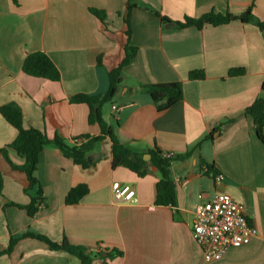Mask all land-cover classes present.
<instances>
[{
    "label": "crops",
    "instance_id": "0c3cea01",
    "mask_svg": "<svg viewBox=\"0 0 264 264\" xmlns=\"http://www.w3.org/2000/svg\"><path fill=\"white\" fill-rule=\"evenodd\" d=\"M174 26L163 24L149 10L130 13V44L138 48L134 62L124 68L111 104L101 107L103 119L123 144L145 153L157 147L164 153L184 155L172 164L176 205L156 206V183L161 174L150 165L139 177L126 167H113L112 142L98 143L88 169L75 165L54 145L40 154L37 178L45 204L34 217L25 209V173L14 170L1 150L12 144L17 130L0 114V252L18 239L0 264H83L65 251L22 238L27 231L56 243L90 250L118 249L122 257L108 264H264V142L244 111L264 96V34L254 23L232 21L220 26L180 29L176 22L214 12L238 16L252 7L253 17L264 22V0H138ZM128 0H0V107L15 103L23 113V126L42 131L53 140L101 135L98 123H89L86 104L71 97L105 95L109 73L125 56V18ZM90 9L103 11L105 23ZM45 52L61 73V81L34 78L22 70L28 54ZM231 69H244L230 77ZM203 70L204 80H190L191 71ZM180 82L183 100L159 113L141 84ZM118 107V112L113 110ZM116 115L115 120L113 117ZM226 120L220 130H216ZM214 131V140L196 144ZM18 166L22 159L7 149ZM214 165L223 176L215 183L199 167V159ZM90 162V161H89ZM179 179V181H176ZM136 188L138 202H117L118 185ZM85 184L89 193L78 204L67 205V193ZM215 193L239 203L258 231L251 241L231 247L223 258L204 263L192 235L194 213ZM36 195V189L30 191ZM108 258V253L103 254ZM99 259L92 264H101Z\"/></svg>",
    "mask_w": 264,
    "mask_h": 264
},
{
    "label": "trees",
    "instance_id": "16d2710c",
    "mask_svg": "<svg viewBox=\"0 0 264 264\" xmlns=\"http://www.w3.org/2000/svg\"><path fill=\"white\" fill-rule=\"evenodd\" d=\"M135 8H143L145 10L152 11L163 24L172 22L170 19L162 16L159 12H156L152 8L139 3L138 0H128V16L125 18V35L127 37L125 56L117 68L109 73V89L107 93L96 97L79 94L71 97L70 99L71 103L88 105L90 109L89 123H98L101 128V135H85L73 138L71 142H67L65 139L58 136L53 140H50L46 134L40 130L34 128H24L23 113L17 104L10 103L0 107L1 116L17 130V137L15 141L2 149L1 153L8 160L12 169L25 173L29 183L28 187L25 189V193L30 196V203L26 206L17 204L12 205L25 209L30 217H34L40 208L45 204L44 192L37 178L40 154L42 150L48 145H54L66 158L72 160L75 165L81 166L83 169H88L95 164L89 162V157L94 147L106 138H109L112 142L113 167H126L142 178L146 176L147 168L150 165L154 166L161 174L160 180L156 183L155 205L175 207L176 184L172 177L171 167L175 162L187 160L191 153H186L184 155H170L169 153H164L155 147L154 149L147 151L146 154L151 156L150 162H147L143 159V155L145 153L135 152L129 145L123 144L119 141L113 127L103 119L101 114V107L113 102L122 81L124 68L132 64L137 55L138 48L130 44L132 36L130 13ZM90 11L102 23H105L106 14L103 11L96 9H90ZM237 20L242 23H254L259 26L262 31L264 29V22L261 23L253 17L252 7L242 15L238 16L229 13L222 15L211 12L200 18L186 17L182 22H176L175 24L180 29L190 27L203 29V27L207 24L220 26ZM22 70L25 74L34 78L46 79L53 82L61 81V73L59 69L53 63L51 58L42 51L28 54L23 63ZM244 74V69H231L229 71L230 77L242 76ZM188 77L190 80H204L206 78L203 70L191 71ZM140 87L150 96L159 113L169 110L183 100V88L180 82L141 84ZM244 115L252 118L255 134L261 142H264V96L257 98L253 104L244 111ZM113 120L116 124H118L115 117H113ZM229 122H231V120H226L224 123H221L216 130H220L224 124ZM213 134L214 131L201 139V141L196 144L195 150H200L203 142L214 140ZM9 148L13 149L22 159H24L23 165H15L9 160L7 155V149ZM199 167L208 177H213L219 173L213 164L206 162L203 158L199 159ZM33 189H36V195L31 196L30 191ZM88 193L89 188L87 185H77L67 193L65 203L67 205L78 204ZM22 238L39 240L45 243L53 251H65L80 260L83 264H92L95 259L101 260V264H108V260L123 256V252L118 249H112L111 251L98 250L94 252L93 250L81 246L70 245L67 241L56 243L46 236L30 231L24 233ZM17 241L18 239L12 238L8 248L5 251L0 252V255L3 253L10 254ZM104 253H108V258L103 257Z\"/></svg>",
    "mask_w": 264,
    "mask_h": 264
},
{
    "label": "built area",
    "instance_id": "2783aa9c",
    "mask_svg": "<svg viewBox=\"0 0 264 264\" xmlns=\"http://www.w3.org/2000/svg\"><path fill=\"white\" fill-rule=\"evenodd\" d=\"M113 110L118 112V107L113 106ZM213 179L218 184L223 176L217 174ZM114 198L120 203L138 202L136 188L126 183L115 188ZM257 234V228L249 222L242 206L224 193H215L195 210L192 235L201 249L204 263L219 261L229 248L246 245Z\"/></svg>",
    "mask_w": 264,
    "mask_h": 264
},
{
    "label": "water",
    "instance_id": "95a60500",
    "mask_svg": "<svg viewBox=\"0 0 264 264\" xmlns=\"http://www.w3.org/2000/svg\"><path fill=\"white\" fill-rule=\"evenodd\" d=\"M168 26H174V23H172V22H169V23H168ZM147 158H151V156H150V155H148V156H147ZM89 161L91 162V159H89Z\"/></svg>",
    "mask_w": 264,
    "mask_h": 264
}]
</instances>
